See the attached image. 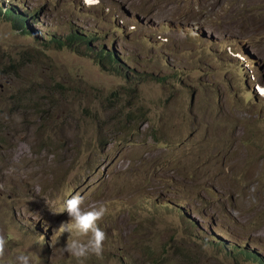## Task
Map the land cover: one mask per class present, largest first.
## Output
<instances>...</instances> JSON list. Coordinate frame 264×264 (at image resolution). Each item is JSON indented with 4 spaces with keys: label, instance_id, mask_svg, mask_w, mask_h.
Returning a JSON list of instances; mask_svg holds the SVG:
<instances>
[{
    "label": "rangeland",
    "instance_id": "rangeland-1",
    "mask_svg": "<svg viewBox=\"0 0 264 264\" xmlns=\"http://www.w3.org/2000/svg\"><path fill=\"white\" fill-rule=\"evenodd\" d=\"M0 4L37 17L0 15V216L21 238L0 264H78L56 212L75 194L108 209L103 255L84 264H258L234 244L264 258V0ZM72 29L133 82L54 47ZM145 73L168 81L137 84Z\"/></svg>",
    "mask_w": 264,
    "mask_h": 264
},
{
    "label": "clouds",
    "instance_id": "clouds-1",
    "mask_svg": "<svg viewBox=\"0 0 264 264\" xmlns=\"http://www.w3.org/2000/svg\"><path fill=\"white\" fill-rule=\"evenodd\" d=\"M83 5L88 8L99 7L101 5V0H83ZM0 15L16 24L20 23L21 25L18 24L20 26H26L28 21L26 17H31L33 22H36L35 18H37L33 16L34 13L32 12H28V15H24L17 7H5V5L2 6L1 4ZM22 17L26 19L22 21ZM243 62H245V60ZM251 81L253 82L254 80ZM252 88L258 95L264 96V90L261 92L260 84L258 82L254 83ZM83 205L84 199L79 194L70 195L69 198L63 200L59 210L56 211L57 213L66 212L68 217L67 221H70V223H61L59 227L61 233L67 232L70 234V237L66 240L62 250L64 253H67L74 258L78 264H84V261L90 256L101 258L104 252V242L107 238L105 231L99 227L98 224V222L102 220L107 213V207L104 204H93L87 207ZM20 239L21 238L18 235H0V258L5 256L6 248L11 240L19 241ZM45 243V237L39 234L34 240L28 242L27 248H30L33 244H35L38 248H42ZM235 247L237 250L239 247L246 249V252H249L250 254H258L256 249L251 248L248 244H234L232 246H226V251H232ZM236 249H234V252ZM257 256L260 257L259 255ZM261 258L263 262L262 264H264V258ZM249 259L253 258L249 257ZM256 262L258 263V261ZM14 264H34V262L31 255L27 252H22L16 256Z\"/></svg>",
    "mask_w": 264,
    "mask_h": 264
},
{
    "label": "trees",
    "instance_id": "trees-1",
    "mask_svg": "<svg viewBox=\"0 0 264 264\" xmlns=\"http://www.w3.org/2000/svg\"><path fill=\"white\" fill-rule=\"evenodd\" d=\"M34 17H36V16H34ZM24 19H26V18H24V17L21 18L22 21H24ZM14 25L18 29H21V28L23 29L22 26H20L16 23H14ZM97 39L98 38L96 35H90L88 32H85L84 30L72 29V31L69 34H67L65 36L52 38L51 40L54 44V47L61 49L63 46H66V47L70 48L72 51L77 52L78 54L91 57L97 63H99L106 71H111L117 75L123 74V77L125 78V80L128 83H132L133 82L132 76H130V74H128V73H125L128 69L126 67H123V65L119 62L114 51H111L108 47H104L102 45H99L96 47H94L92 45V43H94V41ZM124 68H125V72H122ZM139 76H140L139 78L134 79L137 84H141L142 82H145V81H155V82H158L160 84H163V83H166L168 81L166 76L165 77L164 76L159 77V76H155V75L149 74V73H145L143 75L139 74ZM129 89H130V91L133 92L132 95L135 96L134 95V92L136 91L135 87L129 88ZM139 117L141 118V115H139ZM1 173L2 172H0V174ZM0 181H4V180H0ZM157 181H158V184L151 182L150 180H148L147 177H144L143 180L141 182H138L137 184H140L142 182L147 183V185L144 188L145 190H147V188L149 186L153 187L154 185L158 186L160 184H163V183H160L162 181H160V180H157ZM131 184L132 183L129 182L128 186ZM135 189L139 190L141 188L138 187ZM0 218H1L0 235L10 236L8 234V225L6 223H4V220H3L4 215H1ZM11 241L6 248V252H10L11 248H13V246H14ZM234 249H236V247ZM234 249L232 251H227V253L231 256L241 255L245 259H249V257H251L254 260L258 261L259 264L263 263L261 257H258L255 254H250L249 252H246V249H242L239 247V249L238 250L236 249L235 252H234ZM0 259H2V258H0ZM75 261L76 260L73 258V262H75Z\"/></svg>",
    "mask_w": 264,
    "mask_h": 264
},
{
    "label": "bare ground",
    "instance_id": "bare-ground-1",
    "mask_svg": "<svg viewBox=\"0 0 264 264\" xmlns=\"http://www.w3.org/2000/svg\"><path fill=\"white\" fill-rule=\"evenodd\" d=\"M260 90H261V92H262V90H264V88L260 85Z\"/></svg>",
    "mask_w": 264,
    "mask_h": 264
}]
</instances>
